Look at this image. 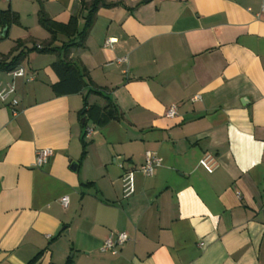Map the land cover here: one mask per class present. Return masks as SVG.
<instances>
[{
    "label": "crops",
    "instance_id": "1",
    "mask_svg": "<svg viewBox=\"0 0 264 264\" xmlns=\"http://www.w3.org/2000/svg\"><path fill=\"white\" fill-rule=\"evenodd\" d=\"M89 1L0 0L18 15L0 25V56L50 38L40 11L82 29ZM105 1L68 54L101 93H53L64 51L29 52L25 77L0 71L15 89L0 100V264L38 253L34 264H264L262 0ZM110 103L119 119L86 112ZM43 148L52 154L34 166ZM147 151L160 158L152 175L140 171ZM116 232L129 237L118 253L101 251Z\"/></svg>",
    "mask_w": 264,
    "mask_h": 264
},
{
    "label": "trees",
    "instance_id": "2",
    "mask_svg": "<svg viewBox=\"0 0 264 264\" xmlns=\"http://www.w3.org/2000/svg\"><path fill=\"white\" fill-rule=\"evenodd\" d=\"M107 5L105 0H90L85 4L87 15L85 16V24L82 29L78 28L77 18L71 17L66 23L52 20L42 11L39 12V20L41 25L50 33V38L44 41L40 47L34 45L27 48L21 40L13 47L7 56H0V71L14 70L27 56L29 52L36 51L38 53H57L64 51L63 56H59L51 63V69L57 76V81L52 84V90L55 95H70L80 93L85 87H89V91L101 93V88L91 84L85 79V74L81 72L76 62L69 58V51L72 46H81L93 24L96 12L100 6ZM18 22V15L9 10L0 11V25L3 27L10 26L12 23ZM64 36L67 41H62L61 47L53 46L58 36ZM2 37H0L1 39ZM85 112V111H84ZM97 115L96 123L101 125L112 119H119L120 112L113 103L100 107L98 105L90 106L86 111ZM85 142H83L84 155ZM38 253L28 264H34L39 257Z\"/></svg>",
    "mask_w": 264,
    "mask_h": 264
},
{
    "label": "built area",
    "instance_id": "3",
    "mask_svg": "<svg viewBox=\"0 0 264 264\" xmlns=\"http://www.w3.org/2000/svg\"><path fill=\"white\" fill-rule=\"evenodd\" d=\"M257 19L264 20V0L261 2L260 10L256 14ZM1 28H0V37H1ZM109 41H106L105 45H108ZM126 57L118 59V62H125ZM13 76L17 77H25V70L22 67L15 68L14 70L9 71ZM33 77H28L27 80H32ZM14 86L11 84H7L6 87H0V100L6 101V99L14 92ZM10 105L15 108L18 105V100L16 98H12L10 100ZM14 114L17 113V110L14 109ZM168 116L174 117L177 115V108L175 105L170 106L167 109ZM92 133L91 128H87L85 132V136L89 137ZM35 162L34 166L40 167L47 163L48 159L50 158L52 151L51 149H38L35 153ZM160 158L157 154L147 151L145 154V163L140 167V171L144 175H152L154 173L155 168L159 165ZM201 165L209 172L213 170V166L210 161L205 158L200 161ZM134 171H126L122 176L123 187H124V194L126 196L132 194L134 192ZM61 205L63 207H67L68 205V198L62 197L60 199ZM128 235L125 232H116L109 236L102 244L101 251H108L112 254H117L119 248L125 244L128 240ZM203 246V243H200Z\"/></svg>",
    "mask_w": 264,
    "mask_h": 264
},
{
    "label": "water",
    "instance_id": "4",
    "mask_svg": "<svg viewBox=\"0 0 264 264\" xmlns=\"http://www.w3.org/2000/svg\"><path fill=\"white\" fill-rule=\"evenodd\" d=\"M7 33V28H4L3 32H2V37H5Z\"/></svg>",
    "mask_w": 264,
    "mask_h": 264
}]
</instances>
